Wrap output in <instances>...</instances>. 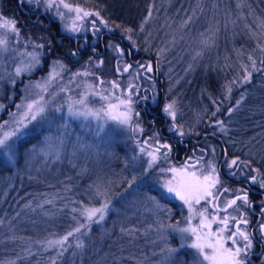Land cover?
Segmentation results:
<instances>
[{
    "label": "rangeland",
    "instance_id": "obj_1",
    "mask_svg": "<svg viewBox=\"0 0 264 264\" xmlns=\"http://www.w3.org/2000/svg\"><path fill=\"white\" fill-rule=\"evenodd\" d=\"M25 1L31 9L35 10L40 15H45L46 13L50 19L57 21L59 23L60 32L71 38L73 43L74 38H82V35L86 33H90L92 38H87V44L81 39L78 40L82 41L84 48L87 49V47H89V52L87 54L77 46L81 53L77 55L78 57L70 53L67 55L70 60H73L72 62L66 64L63 63L64 61H59L60 64L65 66L64 71L60 70L56 63L58 61L55 60L53 64L51 63L48 65L46 74L43 77L24 82L20 99L16 105L23 102L28 91H38V89H35L33 86L37 82L43 84L48 80L54 67L56 71H61L60 76L53 80L48 86V91L42 93L45 100L49 101L47 119L43 121H33L25 130V134L29 133L30 129L36 131L43 129L44 133L41 135L42 137L40 140L27 151L24 163L17 169V174H24L27 178L34 177L40 180H56L63 176H70L76 180L86 179L88 182L83 186L84 193L88 194L90 199L96 201H90L89 199L84 204L98 207L99 204L103 202L104 198L96 196L95 189L97 186L102 190H107L109 196L114 195L115 189L131 179V176L136 174L139 168L145 169L147 167V156H141L139 160L135 161V166H133L132 157L140 154L136 148L132 134L124 127L112 121H97L92 118L85 120L83 118H74L69 115L68 104L79 99L82 93L90 91L86 87L87 85L98 84L97 78L106 82L101 88H97V91L102 90V88L110 87L107 82L112 80H118L121 89H125L129 83L136 84L139 88L140 96L148 97L147 99L150 102V107L160 105L159 109L161 115L168 120V130H170V126L174 122L162 112V108L166 103L174 100L176 102L175 107L177 112V120L175 123L182 124L186 133L181 137L172 131L179 141L183 142L185 140L184 138H188L187 141L191 140V138H193V140H201L200 135L204 125H207V127L215 126V134H219L224 138L229 135L227 132L232 128L227 127L226 121L223 120L226 132L220 131L211 113L216 111L217 107L223 108L230 102L231 94L225 99V85L231 84V82L235 80L236 83L231 84L232 91H234L245 83L241 82V78L245 75V70L242 65H249L248 71L252 72L253 70L250 66L251 61H249L248 56L251 55L254 59H257L261 53L257 45H264V36L260 35L262 30L259 29L257 25L255 29H251L249 26L250 16L247 17L248 9L246 0H193L186 16L180 15L177 17L167 14V16L160 19L152 17L149 21L148 29L142 32L143 36L141 43L142 47L145 48L143 50L152 48L155 53L152 54L153 57L146 53H142L139 59V55L136 56L135 53H130L119 46L124 50L123 57H120L115 51V46L118 44L114 42L118 37L109 33L106 35L105 33L101 34V31H96L92 28L91 21L97 19L96 17H89L81 21L82 27L79 32H70L65 27V25L71 24V19L69 17L66 16L65 19L61 20L56 15L55 9L47 10L43 3L37 4L36 0ZM76 1L77 0H69V2L75 5L93 11ZM0 18L12 20L4 16L1 12ZM251 18L255 20L257 24L259 23L258 16L252 14ZM0 22H2V20H0ZM96 25L106 31H110L108 27H104V25L100 24L98 19ZM0 33H3V29H0ZM100 34L103 37L98 41ZM19 37V40H17L14 35L9 33L7 51H0V104L5 106L11 102L13 97L12 89L14 84L11 81L15 79L16 83L22 74H29L35 69L40 68L41 59L47 54L44 47H34V44H41L38 37L36 38L27 34L21 35L20 33ZM57 41H59V39ZM205 41H207V43H205ZM127 43L135 48L133 39L127 40ZM33 51L39 54L40 62L29 71L22 72L18 77L15 76V68L22 64H28L31 57L28 56L27 53ZM126 54L128 55L127 61L131 63V65L138 67L130 68L129 71L125 73L122 72V69L124 65H127L123 61ZM100 60H103L104 63L97 67ZM151 61L156 64L155 77H158L159 82H161V94L156 88L157 85L153 82L154 78L152 71L149 73L145 69L139 67V62H142L141 64L144 65L151 64L153 68ZM117 67L121 68L120 73L116 71ZM85 70L92 72L93 75L87 77L76 76L75 79H73L75 73ZM62 88L67 91H61ZM219 92H222V94L217 96ZM133 98L138 99L136 96ZM143 100L145 99H139V102ZM214 100L216 101L215 104L213 103ZM241 100L242 97L240 96L236 99L231 109L233 110L239 106L242 102ZM89 101V106L96 109L100 108L103 103L98 97L89 96ZM237 101H240V103L237 104ZM16 105L11 113H18ZM77 107L79 106L77 105ZM141 108L145 109L146 112H149L151 109L147 107ZM56 109L60 110L57 111ZM2 110H0V112ZM153 112V114H155L156 110L154 109ZM153 114L148 113V120H151L150 124H153L154 121L151 118ZM216 117L217 116H215V118ZM11 119L12 117L8 114V118L5 121H11ZM98 125H102V127H98ZM157 130L159 131V128ZM150 135H152V132L136 136L135 139L142 141ZM203 139L198 143H201L200 145L202 146L200 150H207L204 152V162L206 163L208 160H214L218 170L217 163L219 157L217 148L207 141V139ZM46 142H50L53 145L52 149L45 147ZM245 142L249 144L253 151L260 153L264 152L263 144L262 146L255 144L251 138H246ZM213 148L215 149V154L211 151ZM41 149H44V152L48 154L45 155L41 152ZM0 154H2V152H0ZM57 155L59 159L56 158ZM184 158L185 155H182L180 159L176 158L173 161L167 160L165 167L180 168L186 163H195L196 160V158H193L191 160L182 161ZM231 159H234V157L226 161H230ZM226 161L224 162L225 173L227 176L234 177L230 174L233 170L230 171ZM200 167L201 165L196 166L197 169ZM170 175V173L168 176L164 177L162 175V177L157 175L158 181L151 183V189H155L165 197L177 203L179 208L177 216L174 217L175 213L172 209L162 204L155 195L134 186L128 188L126 192L118 196L117 204L113 208L118 226L126 229H133L139 236H143L142 238H144L142 246H140L141 249L136 250V264H171L172 260H174L176 264H192L194 251L187 248H180L182 241L178 233L170 229L166 232H159L157 230L161 222L167 225L176 224L179 221L180 226L183 227L185 226L184 222L188 215L187 207L178 199L167 195L161 186L162 181L169 178ZM219 178L222 185L218 186V188L222 189V187H227L230 189V191L221 196L218 201L221 207H223L224 200L234 197L235 190L241 189L247 191L240 185L228 184L221 179L220 175ZM255 184L260 189L264 190V188L259 186V183ZM262 195L263 197L259 200L258 204L260 210L264 205V194L262 193ZM149 197H154L161 208L158 209L156 203L150 201L148 199ZM203 206H205V202L201 201V204L195 207L199 209ZM80 207H78V209ZM246 208L251 211L252 209L255 210L252 204L251 207ZM246 208L243 209V211L249 220V224L246 227L250 233V225L253 222L250 224L252 219L246 211ZM110 211H112V207L109 208L106 215H108ZM214 211L215 210L209 206V213L211 214ZM37 213L39 212L37 211ZM229 213L236 215L232 209H229ZM44 215L47 214L45 213ZM44 215L39 213L37 219L27 223L5 224L7 233L17 231L12 237V241L24 243V246L18 250V256L12 259H0V262L16 260L21 256L22 258L30 257L32 254L31 250L36 248L34 245H39L36 241L41 240V238L45 236L41 235L39 230V227H41L40 225L43 224L40 219L43 218ZM223 215L224 213H220L221 217ZM44 221L46 222V220ZM192 223L194 225L197 224L198 219L193 220ZM216 227L217 225L214 224L213 230H215ZM229 227L232 228L233 226L230 225ZM242 227L244 226L242 225ZM46 229L48 232V225L45 226V230ZM256 233L263 244V251L259 256H261L260 262L264 264V235L262 236L259 234L258 228ZM25 235L29 237H25ZM161 235L167 236L166 242L160 239ZM21 237L24 239L23 241H21ZM166 244L167 246L180 249L178 253L173 254L171 259L166 256V252L164 251ZM253 247L254 242L252 240V248L249 252H252ZM246 264H248L247 259Z\"/></svg>",
    "mask_w": 264,
    "mask_h": 264
},
{
    "label": "trees",
    "instance_id": "obj_2",
    "mask_svg": "<svg viewBox=\"0 0 264 264\" xmlns=\"http://www.w3.org/2000/svg\"><path fill=\"white\" fill-rule=\"evenodd\" d=\"M192 1L77 0L76 2L93 11H99L101 17L107 21L110 31H106L97 25L96 28L101 31V34L105 33L106 35L109 33L117 36L118 39L114 38V42L126 51L135 53L136 56L139 55V59L142 53H146L152 57V54L155 53L152 48L143 50L145 48L142 47L141 43L142 32L148 29L151 18L160 19L167 16V14L177 17L180 15L186 16ZM246 3L248 9L247 17L250 16L249 26L251 29H255L258 24L251 18V15L258 16L259 21L264 19V0H246ZM0 12L7 18L16 21V26L21 35L27 34L36 38L38 37L40 43L44 44V50L47 51L46 56L41 59V67L29 74H22L14 84L12 100L0 112V123H2L8 118V114L11 113L19 101L25 81L43 77L46 74L48 65L53 64L55 60L58 62L64 61L63 63L66 64L72 62L73 60H70L67 54L76 53V50L71 38L60 32L57 21L50 19L46 13L45 15H40L31 9L25 0H0ZM149 12H151L150 17ZM141 26H143V30H141ZM128 28L133 29V31L128 33L126 31ZM101 34L98 37V41L103 37ZM126 36L127 40L131 36V39L135 43V48L127 43ZM82 37L86 39L92 38L90 33L83 34ZM58 39L59 41H57ZM77 44L80 49H86L83 48L82 42ZM78 54L81 53L79 52ZM124 58L123 61L127 65H131L127 61L126 56ZM262 58H264V53H260L256 59L257 67L261 68V71L253 70L250 80L232 91L230 102L223 108H220L216 118L215 116L213 117V120L221 119L226 121V126L232 128L227 132L229 135L224 138L219 134H215V126L207 127V125H204L200 137L204 134L214 135L207 136L203 140L207 139V141L217 148L219 157L218 166L223 158V154L226 155L224 162L231 157H239L242 161L251 162L249 167L241 165L238 168L230 169V171L237 172V176L235 177L227 176L224 169L225 163L223 162L218 171L219 175L222 174L220 177L223 181L230 185H240L243 189H246L247 185L250 188L260 190L264 194V190L247 179L248 175H257V173L250 171L252 168L259 169V173L264 174V152L253 151L249 144L245 142L246 138H251L255 144L264 145V65L260 64ZM142 62L139 63L141 64ZM151 62L153 65V82L157 85L156 87L154 84L161 94V82H159L158 77H155L156 64L153 61ZM134 67L138 66L131 65V69ZM221 94L222 92H219L217 96ZM213 95L216 96L215 94ZM240 96L242 97L241 104L229 113L228 109L233 107L236 99ZM135 107L136 111H139L141 114L139 119L145 130L144 134L159 132L162 142H168L172 145V151L168 160L180 159L182 156L181 149L183 148L179 146L178 138L174 136L171 130H168V120L161 115L160 105L154 107L156 108V113L151 115V118L154 120L153 124L147 122L149 121L148 112L141 108H151L148 99L138 102ZM158 128L159 131L157 130ZM43 133V129L38 131L30 129L29 133L18 138L15 144L16 155L14 156L13 163H9L4 155L0 154V221H3L0 224V259H12L18 256V250L24 246V243L12 241V237L17 231L7 233L5 224L27 223L37 219L39 213L43 215L46 213L47 215H44L40 219L43 224L39 227L41 235H45L39 241H45L63 236L72 228L78 226L77 221L84 222V218L81 216L79 218L78 212H73L72 210L74 208L78 209V207L90 199L88 194L84 193L83 190L84 184L88 182L86 179L76 180L70 176H63L56 180H40L34 177L27 178L24 174H17V169L24 163L27 151L40 140ZM188 141L185 140L188 149L182 161L204 156V152L200 150L202 147L201 143L195 142L193 138ZM175 151L177 152L175 153ZM165 164L166 161H162L147 172L139 168L135 174L137 180L132 187L144 189V191L155 195L162 204L172 209L175 217L179 212L177 203L155 189H151V183L158 181L157 175L162 177L159 168L165 167ZM260 178H264V175H261ZM128 188L126 181L115 189V194L110 196L111 203L109 208L112 207V211L106 215V219L98 224L92 223L90 228L81 229L80 233H76L73 237H70L69 243L71 246L67 247L66 251L59 248L46 249L43 244L39 243L38 246L34 245L36 248L31 250L32 254L29 258H22L21 256L14 261L16 264H53V261H55V264H136V250L141 249L140 246H142L144 238H142L143 236H139L137 232L134 235L122 233V227L117 225L116 214L113 209L117 204L118 196L126 192ZM247 193L248 197H251L252 194L250 192ZM47 201L51 202L48 203ZM90 201L96 200L90 199ZM255 210L261 215L260 223L263 222V214L259 206L255 207ZM246 211L252 219L250 221L251 224L255 220V215L251 214L248 208H246ZM74 216L76 217L75 220L73 219ZM47 225L49 226L48 232L47 229L45 230V226ZM257 236V233H255V237ZM25 237L29 236L25 235ZM77 239L83 244L82 248L75 246ZM23 240L21 237V241ZM61 251H63V254L59 255L58 253Z\"/></svg>",
    "mask_w": 264,
    "mask_h": 264
},
{
    "label": "snow or ice",
    "instance_id": "obj_3",
    "mask_svg": "<svg viewBox=\"0 0 264 264\" xmlns=\"http://www.w3.org/2000/svg\"><path fill=\"white\" fill-rule=\"evenodd\" d=\"M37 4L43 3L47 10L55 9L56 15L61 19L69 17L71 19L70 25H65L66 29L70 32H79L81 30V21L86 20L89 17H96L100 24L104 27H108L107 21L101 17L99 11L86 10L79 5H75L69 0H36ZM151 12H149V17ZM97 19L91 21L93 29L99 31L96 28ZM147 19V18H146ZM0 29H3V33H0V51H7L8 48V34L11 33L19 40V29L16 27L15 20H8L0 18ZM258 28L261 29V36H264V19H261L258 23ZM118 27V26H117ZM143 30V26H141ZM128 33H131L133 29H126ZM131 40V36L128 37ZM207 43V41H205ZM134 46V45H133ZM35 48H43L44 44H34ZM257 48L261 53H264V45L258 44ZM115 51L120 57H123L124 50L115 46ZM255 51V49H254ZM75 56L77 53H71ZM31 57L28 64H22L15 68V76H20L22 72L29 71L32 67L38 64L39 54L36 51L27 53ZM249 61H251V68L254 71H261V68L257 67V60L251 55L248 56ZM61 71L65 70V66L56 62ZM104 61L100 60L97 67L103 65ZM260 64L264 65V58L260 60ZM140 68L145 69L147 72L152 71L151 64L144 65L140 64ZM245 70V75L241 78V82H247L250 80L252 72L248 71L249 65H242ZM131 65H124L122 72H128ZM61 71H56L53 68V72L49 75L48 80L43 84L37 82L33 87L38 89V91H28L23 102L17 104L16 108L18 113H9L12 117L11 121H3L0 123V152L7 158L9 163L14 162V156L16 155L15 142L16 140L25 134V130L33 121H43L47 119V108L49 101H46L42 93L48 91V86L60 76ZM116 71L121 72V68L117 67ZM93 75L90 71L77 72L74 74L73 79L76 76H91ZM98 84L87 85L86 87L90 91H86L81 94L80 98L72 101L68 104V113L74 118H83L88 120L89 118L95 119L97 121H112L117 125L124 127L128 132L132 134L134 138V143L139 151L140 155L132 157L133 166H135V161L139 160L141 156H147L146 161L147 167L144 169L147 172L149 169L157 166L162 161H167L171 151L172 145L167 142H162L161 135L159 132H153L152 135L141 140L135 139L136 136L144 134V128L142 127L140 121V112L136 111L135 105L139 102V99H147L146 96H140L139 88L136 84L129 83L125 89H121L120 82L118 80L108 81V88H102V90L97 91V88H101L106 82L102 79L97 78ZM15 84V79L11 81ZM236 83L235 80L231 84ZM231 84L225 85V99H227L231 92ZM61 91H67L66 89H61ZM119 93V94H118ZM89 96L98 97L102 103L101 107L96 109L90 107ZM136 96L138 99H134ZM215 104L216 101L214 100ZM240 101H237L239 104ZM77 105L79 107H77ZM176 102L173 100L166 103L162 112L170 117L174 122L170 126V130L174 131L179 136L183 137L186 133L184 131V126L179 123H175L177 120L176 112ZM5 105L0 104V110L4 109ZM59 111L60 109H56ZM220 111L217 107L216 111L212 112L211 115L214 117ZM232 109H228L230 113ZM215 124L219 126V130L226 132L224 127V121L217 119ZM102 127V125H98ZM46 148L52 149L53 145L50 142H46ZM202 152L207 151L202 149ZM212 153L215 154V149H211ZM45 155L44 149H41ZM59 159V156H56ZM190 160L192 158H189ZM249 162L240 160L239 157L226 161L227 167L229 169L238 168L241 165L244 167H249ZM197 165H201L199 169L196 168ZM251 172L257 173V175H248L247 179L251 183H259L261 188H264V178H260L259 169L252 168ZM159 172L162 176L170 177L162 181V188L167 195H170L182 202L184 206L187 207L188 215L185 219V226L181 227L180 222L176 224H163L162 222L157 229L159 232H166L171 230L179 234V238L182 241L180 248H187L194 251L192 256V264H246V259L248 252L252 248V238L247 230V225L249 220L246 217L243 209L246 207H251V202L249 201L247 191L241 189L235 190V195L231 199H226L223 202V207L218 203L221 196L230 191L227 187L218 188L222 185V182L218 175L217 165L214 160H208L204 162V157L200 156L196 158L195 163H186L183 167H160ZM232 176H237V172L232 171L230 173ZM137 176L133 174L131 179L127 180L128 187L131 188L136 182ZM95 194L98 197H102L103 202L99 206L82 204L79 209H73V212H79V215L84 218V222L81 223L77 221L76 227L72 228L66 234L59 238L47 239L45 241H37L45 246V248H59L63 251L70 247L69 238L73 237L76 233H80L81 229H88L91 227L92 223H100L105 219V216L109 210V205L111 203V197L108 195L107 190H102L99 186L95 189ZM150 201L156 203L158 209L161 208L158 202L155 201L154 197L148 198ZM201 201L205 202V206L202 208H196V205H200ZM50 203L51 201H47ZM239 202V203H238ZM209 206L215 211L211 214L209 213ZM229 209H232L236 215L229 213ZM220 213H224L221 217ZM262 214H264V209H262ZM75 220L76 217L74 216ZM198 219L197 224H193L192 221ZM3 221H0L2 224ZM216 224L217 227L213 230V225ZM233 227L230 228L229 226ZM242 225L244 227H242ZM259 229L264 233V222L259 224ZM122 233L126 235H134L135 230L133 229H121ZM160 239L167 241L166 235H161ZM77 248H82L83 244L77 239ZM63 251L59 252V255L63 254ZM164 251L166 256L171 259L173 254L180 251L179 248H173L165 245ZM0 264H16L14 260L7 262H0ZM55 264V261H53ZM171 264H176L174 260Z\"/></svg>",
    "mask_w": 264,
    "mask_h": 264
},
{
    "label": "flooded vegetation",
    "instance_id": "obj_4",
    "mask_svg": "<svg viewBox=\"0 0 264 264\" xmlns=\"http://www.w3.org/2000/svg\"><path fill=\"white\" fill-rule=\"evenodd\" d=\"M79 42H82V41H78V42H74V49L76 50V53L78 54L80 51L78 50V45H77V43H79ZM84 42V41H83ZM84 48V47H83ZM89 47H87V49L86 50H83L84 51V53L85 54H87L88 52H89V49H88ZM96 51V50H95ZM127 54H126V58H127ZM154 109H156V108H154V106L153 107H151V109L149 110V112L148 113H151V114H153L154 112H153V110ZM149 124H150V122H151V120H149V121H147ZM186 141H187V139L188 138H184ZM183 139V140H184ZM185 140L182 142V141H179L178 140V144H179V146L180 147H182L183 149H181L182 151H181V154L182 155H184L186 152H187V143L185 142ZM171 142H172V140H170ZM177 151H175V153H176ZM222 175V174H221ZM220 175V176H221ZM225 180V179H224ZM227 181V180H226ZM246 190H247V192H250L252 195H251V197H249L250 198V202H251V204L253 205V207L255 208V207H258L259 205V200L263 197V195H262V193H261V191L260 190H258V189H256V188H250V187H248L247 185H246ZM262 196V197H261ZM260 198V199H259ZM262 208H264V205H263V207ZM257 209V208H256ZM249 211H250V213L251 214H253V215H255V220L253 221V223L250 225V235H251V238H252V240H253V242H254V247H253V250H252V252H249L248 253V255H247V261H248V264H263L262 262H260V257L261 256H259L261 253H262V251H263V244H262V242H261V240H260V238L257 236V237H255V233H256V230H257V228H258V231H259V234L260 235H264V233H262L261 232V230L259 229V224H260V220H261V215H260V213L257 211V210H253L252 209V211L249 209Z\"/></svg>",
    "mask_w": 264,
    "mask_h": 264
},
{
    "label": "water",
    "instance_id": "obj_5",
    "mask_svg": "<svg viewBox=\"0 0 264 264\" xmlns=\"http://www.w3.org/2000/svg\"><path fill=\"white\" fill-rule=\"evenodd\" d=\"M82 40V41H84V42H86V38H84V37H76V38H74V42H77L78 40ZM210 135H212V134H204L200 139L202 140L203 138H205L206 136H210ZM213 136V135H212ZM200 141V140H199ZM225 154L223 155V158L221 159V161L219 162V166H218V171H219V168H220V166H221V164L224 162V160H225Z\"/></svg>",
    "mask_w": 264,
    "mask_h": 264
},
{
    "label": "bare ground",
    "instance_id": "obj_6",
    "mask_svg": "<svg viewBox=\"0 0 264 264\" xmlns=\"http://www.w3.org/2000/svg\"><path fill=\"white\" fill-rule=\"evenodd\" d=\"M77 42H78V41H77ZM87 42H88V41H87V39H86V42H85V43L87 44ZM91 50H92V49H91ZM210 136H212V135H210ZM213 136H214V135H213ZM206 137H207V136H206ZM200 141H201V140H200ZM200 141H199V140H195V142H200ZM225 156H226V155H225Z\"/></svg>",
    "mask_w": 264,
    "mask_h": 264
}]
</instances>
